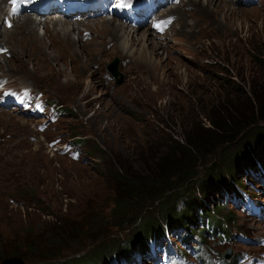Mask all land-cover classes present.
<instances>
[{
	"label": "rangeland",
	"instance_id": "rangeland-1",
	"mask_svg": "<svg viewBox=\"0 0 264 264\" xmlns=\"http://www.w3.org/2000/svg\"><path fill=\"white\" fill-rule=\"evenodd\" d=\"M209 1L195 7L188 0L169 4L158 17L171 16L172 25L140 28L154 27L156 36L165 34L168 47L159 50L161 56L152 66L115 54L101 64L90 62V55L78 53V45L59 49L61 66L51 68L44 61L16 58L13 43L37 57L41 54L21 30L28 26L24 16L6 26L8 0H0V100L5 99L0 103V251L6 252L2 264H55L73 256L85 264L103 262L107 248L127 245L141 232L140 225H120V219L107 217L86 231L85 222L112 208L114 169L148 172L175 140L200 128L213 129L226 109L254 102L253 95L264 91V0ZM27 16L37 19L42 37L45 23L57 29L113 20L103 15ZM79 27L73 38L88 41L89 26ZM116 58L123 75L120 84V75L111 70ZM68 80L71 84L62 88L60 83ZM245 151L256 165L255 151ZM220 155L217 149L208 159L218 162ZM207 169L199 168L201 177ZM233 178L249 189L252 207L264 203V187L252 174L244 171ZM221 201L223 215L236 210L230 239L221 232L213 237L209 229L201 240L198 221L194 232L167 233L152 256H142L141 264H164L166 259L177 264H264V247L237 237L264 238V209L250 216L233 196ZM178 203L183 205V198ZM194 249L201 251L195 254Z\"/></svg>",
	"mask_w": 264,
	"mask_h": 264
},
{
	"label": "trees",
	"instance_id": "trees-1",
	"mask_svg": "<svg viewBox=\"0 0 264 264\" xmlns=\"http://www.w3.org/2000/svg\"><path fill=\"white\" fill-rule=\"evenodd\" d=\"M253 96L254 102H247L234 110L226 109V115L216 119L213 129L200 128L181 140H175L170 150L159 156L148 172H132L122 166L114 169L111 177L117 186L112 208L107 213L99 212L91 222H85L86 231L94 229L100 219L107 217L120 219V225H140L141 232L127 245L117 244L116 247L107 248L103 262L92 264H108L111 255L150 250L151 245L164 237L167 231L179 229L194 232L198 221L202 224L201 240H205L209 229L221 232L226 240L232 237L228 231L235 220L236 210L223 215L220 208L225 204L221 198L224 200L227 193H236V186L240 182L233 175L248 172L255 165L254 159L245 157L246 148L257 149L254 155L258 159L263 160L264 157V91ZM234 146H238V151L232 150ZM217 149H220L221 155L218 162L212 163L208 157ZM201 166L209 168L204 177L199 173ZM218 194L220 197L217 198ZM236 196L241 198V195ZM182 198L183 205H180L178 201ZM155 204L156 209H152ZM59 221L64 219L60 218ZM5 253L0 251V264L5 260ZM24 259L23 262H26ZM16 260L12 259L13 262ZM74 263L86 262L73 256L59 264Z\"/></svg>",
	"mask_w": 264,
	"mask_h": 264
},
{
	"label": "bare ground",
	"instance_id": "bare-ground-1",
	"mask_svg": "<svg viewBox=\"0 0 264 264\" xmlns=\"http://www.w3.org/2000/svg\"><path fill=\"white\" fill-rule=\"evenodd\" d=\"M188 1L192 3L193 7L202 5L201 0ZM207 2L211 4L209 0H207ZM171 9H173V7ZM7 13L8 12H6V16ZM164 15L165 14H163V16ZM24 17L26 25L28 26L25 28V25L22 26L21 30L28 34L30 41L29 45L32 46L33 49L40 50L41 55L37 57L34 52H30L28 47L18 46L13 43V52L15 53L16 58L26 56L28 60L33 59L37 61H44L51 68L53 67L52 64H54L55 67L61 66L59 62L61 57L59 49H71V46L77 47L79 45L78 53L90 55V62L94 60L101 64L104 60H106V57H108L107 55L115 54L129 56L130 60L133 59L137 65L145 64L147 66L154 65L157 60L156 57L161 56L162 52H159V50H166V46L168 47L164 41V39H166L165 34L156 36L153 31L155 29L154 27H149L147 30L145 29L139 31L140 28H145L148 25H132L125 21L121 22L123 20L115 17L112 18L113 20L101 18V20L94 21L91 24H84L82 22H77L76 24L72 23V27H65L62 25L57 29L55 28L56 26L53 25V27H51L48 23H45V36L43 37L37 34V19H31L27 15H24ZM18 20L22 21L20 18H18ZM40 20H43V18ZM52 21L55 23L58 22V20ZM80 25L89 26L88 30L90 31V36L88 37V41H84L83 37H80L77 40L73 38L72 34L75 33L77 29H80ZM109 43L111 44L109 45ZM138 45L141 47L138 48ZM70 84L71 80H68L64 84L60 83V86L63 88L69 86ZM95 99H99V97H96ZM101 100L102 103H107L103 99ZM91 102L92 101H89L87 104L89 105ZM100 114H102V112H99V115Z\"/></svg>",
	"mask_w": 264,
	"mask_h": 264
},
{
	"label": "water",
	"instance_id": "water-1",
	"mask_svg": "<svg viewBox=\"0 0 264 264\" xmlns=\"http://www.w3.org/2000/svg\"><path fill=\"white\" fill-rule=\"evenodd\" d=\"M118 66H119V59L116 58L114 59V61L112 62V66H111V70L113 71L114 75L117 77L120 75V79L118 78L117 82L120 84L123 82V75L121 74V72L119 71L118 69ZM231 253L232 251H229V253H226L225 256L228 257V256H231Z\"/></svg>",
	"mask_w": 264,
	"mask_h": 264
},
{
	"label": "snow or ice",
	"instance_id": "snow-or-ice-1",
	"mask_svg": "<svg viewBox=\"0 0 264 264\" xmlns=\"http://www.w3.org/2000/svg\"><path fill=\"white\" fill-rule=\"evenodd\" d=\"M17 2V0H12V3L15 4Z\"/></svg>",
	"mask_w": 264,
	"mask_h": 264
},
{
	"label": "clouds",
	"instance_id": "clouds-1",
	"mask_svg": "<svg viewBox=\"0 0 264 264\" xmlns=\"http://www.w3.org/2000/svg\"><path fill=\"white\" fill-rule=\"evenodd\" d=\"M247 2H248V1H247ZM224 239H225V238H224ZM150 250H151V247H150ZM131 252H132V251H131ZM131 252H130V253H131ZM58 264H59V263H58ZM140 264H141V261H140Z\"/></svg>",
	"mask_w": 264,
	"mask_h": 264
}]
</instances>
